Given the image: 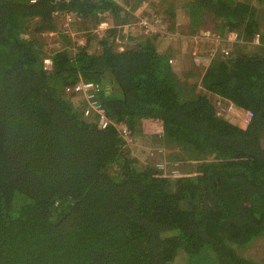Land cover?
Returning <instances> with one entry per match:
<instances>
[{
    "label": "trees",
    "instance_id": "obj_1",
    "mask_svg": "<svg viewBox=\"0 0 264 264\" xmlns=\"http://www.w3.org/2000/svg\"><path fill=\"white\" fill-rule=\"evenodd\" d=\"M31 1L0 0V264H264L242 255L264 237V0H155L140 14L144 0ZM179 13L194 32L209 15L222 44L202 73L209 42L183 49ZM142 18L173 44L160 50L165 33ZM183 58L179 75L169 60ZM79 81L97 85L104 129L66 92ZM229 104L252 113L245 127ZM122 125L153 147L130 171Z\"/></svg>",
    "mask_w": 264,
    "mask_h": 264
},
{
    "label": "rangeland",
    "instance_id": "obj_2",
    "mask_svg": "<svg viewBox=\"0 0 264 264\" xmlns=\"http://www.w3.org/2000/svg\"><path fill=\"white\" fill-rule=\"evenodd\" d=\"M155 0H144V4L142 5V7L140 9H138L137 13L140 14L141 11H144L145 9H148L151 6V3H153ZM190 0H179V2H189ZM234 1V0H233ZM168 5L172 6L175 5L173 0H166L165 1ZM120 3V2H119ZM144 7V8H143ZM144 9V10H143ZM206 18H208V20H206V22L204 21L202 24V29H200V31L198 32V22L194 20L195 24H192L193 26H195V32L193 31V28H189L186 27L185 29V25L187 24V20L185 19V17H182V14L179 13L178 14V25L180 24V26L182 27L181 29H183L186 32V36L188 39V42L185 41L183 42V49L187 50V51H191V54L194 55L195 53H198V48L199 47V42L202 41V39L205 40V42H209L205 44L206 46L208 45L207 49L206 47H204V49L201 50V52L206 53L203 54L205 56L202 57H198L195 60V65L198 67L199 72H203V68L201 67L200 61H204V63L207 65L208 60L210 58V55H212L217 49H219V47L222 46V44H218V42L220 41L219 37L215 36L212 32L211 29L213 27V21H211L210 16H205ZM144 19V18H142ZM59 20V24H60V19ZM141 19L138 20V23L136 25H142L140 23ZM152 24V23H151ZM99 28H97V30L93 31L96 34H100L102 32V30H105L106 28H108L107 24L105 26H98ZM154 30L157 31H161L164 34L161 33L162 36V41L161 44L159 46V49H167L169 47V45L173 44L172 39L170 35L168 34L169 32L166 33L165 31V25L161 24V25H153ZM99 29V30H98ZM58 30L61 32H65L64 28L62 26V23L60 24V27L58 28ZM126 30V28H125ZM210 30V31H209ZM69 33H72L68 30ZM59 33L57 32H50V33H46V35H44V38L46 37V40L48 41V43L54 44L55 46L58 45V37L56 36V34ZM66 33V32H65ZM153 33H156L155 31ZM200 33L202 35H200ZM80 35V33H78ZM76 34V35H78ZM160 34V33H159ZM174 34V33H173ZM204 34V35H203ZM75 35V36H76ZM230 35V34H229ZM228 35V37H229ZM101 37V36H100ZM228 37L226 38V40H228ZM116 44H115V49L119 50V51H124L130 48H133V45L135 44L136 40H131V42L129 40L126 39H116ZM212 41V42H211ZM83 42V40H82ZM174 45H177V42L174 41ZM209 52L210 55L206 56L207 53ZM187 63L189 64V62H187V60L185 58L182 59V62L179 61H173L172 65L173 67L179 66V70L177 69L176 71H178V74L181 75L182 70L180 71V67L182 65V68L187 66ZM76 100H78V102L82 103V99L80 97H76ZM223 108V110H225L227 108V105L225 106H221ZM235 109V108H234ZM235 123H237L239 126H243L242 124V118L244 116V111L241 110H231L230 113H226ZM148 125H145L142 129V131H146L145 135H158V133L161 130V124L158 122H154V123H147ZM145 128V129H144ZM149 138L144 137L142 134L139 135H135L134 137H131L130 143L125 144L126 148L128 149V153L124 152L122 153V157H121V161L123 164H125L127 166L126 169H128V171L132 170L133 168H135V165L133 163V159L134 158L138 164H145L146 161L148 163L147 160V154L146 152H150V148L151 145L149 144ZM153 148V147H151ZM168 170V168H167ZM118 170L114 169V174L116 177L118 176ZM242 255L250 260L256 261V262H264V237L261 239H258L257 241H255L254 243H252L250 246H248L245 250L242 251Z\"/></svg>",
    "mask_w": 264,
    "mask_h": 264
},
{
    "label": "built area",
    "instance_id": "obj_3",
    "mask_svg": "<svg viewBox=\"0 0 264 264\" xmlns=\"http://www.w3.org/2000/svg\"><path fill=\"white\" fill-rule=\"evenodd\" d=\"M34 0H32L31 2H33ZM140 23L145 26L148 30H150L152 33L157 30H154L153 25L147 20V19H141ZM106 23H102L100 24V26H105ZM200 35H202L200 33ZM204 35V34H203ZM236 40V34L234 33H230L229 37H228V41H234ZM81 43V42H80ZM83 43V42H82ZM253 43L258 44V37L255 36ZM221 52H224L223 49H221ZM46 66H50V61L49 60H45L44 61ZM169 63H173L172 60H169ZM66 92L68 94H74V95H80L82 96L83 101L86 103L87 107L84 110V115H88L91 113H94L98 116V127L100 129H104L107 124L109 123V120L107 119V117L105 116V111L102 108V105L97 101V96H98V87L96 84L91 83V82H83V81H79L77 82L75 85H72L71 87L66 88ZM231 110H234V107L232 104L227 105V108L224 110L226 113H230ZM252 113L250 111H244V116L242 118V127H245L251 120L252 118ZM121 134L122 137L124 139V142L126 144L130 143L131 140V134L130 132L127 130V128L122 125L121 126ZM159 168L163 169L164 165L160 164ZM180 174L175 170L173 172V176H179Z\"/></svg>",
    "mask_w": 264,
    "mask_h": 264
},
{
    "label": "crops",
    "instance_id": "obj_4",
    "mask_svg": "<svg viewBox=\"0 0 264 264\" xmlns=\"http://www.w3.org/2000/svg\"><path fill=\"white\" fill-rule=\"evenodd\" d=\"M174 69H175V71L178 69L179 70V66H176V67H174ZM234 107V106H233ZM235 108V107H234ZM236 110V109H235ZM154 122H157V121H153V120H144L143 121V125H142V127H144L145 125H148L147 123H154ZM158 123H160V122H158ZM161 124V123H160ZM145 129V128H144ZM143 132V134H146V131H142Z\"/></svg>",
    "mask_w": 264,
    "mask_h": 264
},
{
    "label": "clouds",
    "instance_id": "obj_5",
    "mask_svg": "<svg viewBox=\"0 0 264 264\" xmlns=\"http://www.w3.org/2000/svg\"><path fill=\"white\" fill-rule=\"evenodd\" d=\"M171 37V36H170ZM76 96H78V97H80L81 99H82V96H80V95H76ZM83 100V99H82ZM83 102V101H82Z\"/></svg>",
    "mask_w": 264,
    "mask_h": 264
}]
</instances>
